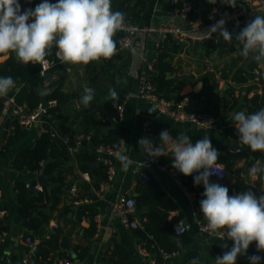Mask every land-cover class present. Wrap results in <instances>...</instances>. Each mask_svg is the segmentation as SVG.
I'll list each match as a JSON object with an SVG mask.
<instances>
[{"label":"crops","instance_id":"crops-1","mask_svg":"<svg viewBox=\"0 0 264 264\" xmlns=\"http://www.w3.org/2000/svg\"><path fill=\"white\" fill-rule=\"evenodd\" d=\"M23 1L35 7L43 2V0ZM49 2L56 3L57 0H49ZM222 3L228 5L223 0ZM211 4L209 0H201L200 10L197 12L200 28L191 32L190 36L194 38L193 40L188 38L186 42L172 38L170 41L169 38L165 42L173 45L174 51L170 53V62L175 72L169 74H175L171 78H177L181 95L192 97V93L202 88L203 76L207 72H214L207 70L208 65H213L215 68L221 67L223 72L228 74V77H222L218 81L219 90L224 96L222 103L225 99L230 100L232 89L239 102L230 112H222L215 125L199 127L190 123L174 122L159 114L151 103L136 96L142 72L155 54L157 36L145 33L136 34L130 48L116 53L109 60L101 58L99 61H91L86 65L70 64L63 69L53 66L45 74L42 73L45 87L55 86V89L60 88L61 91L73 94L68 110L70 117L66 122V142L75 141L83 135L88 126L86 117L89 112L101 103L110 100L104 99L110 94V89L116 91L118 98H122V102L125 103L124 119L122 121L117 119L113 123L124 129L117 150L128 155L135 162L128 171H122L116 154L98 156L97 160L89 162V171L83 170L76 156V152L81 148V145H78L70 149L69 157L59 159V166L54 172L47 173L46 163L42 164L41 168H44V175L49 181L48 184H44L38 180V172L41 168L31 170L14 167L15 158L24 150L32 149L37 144L39 137L45 131L44 120H37L31 127L25 128L17 127L13 116H7L4 119V133L0 137V208L3 211L0 227L5 232V242L0 244V264H23L22 258L29 250L24 242L26 236H34L40 244L43 239H49L55 234L59 244H63L49 255V259L54 260L55 264L59 259L68 257L72 264H150L148 258L139 251L140 243L135 233L136 228L124 224L121 217L113 211V204L120 196L131 195L137 200L141 188L147 183L158 185L166 193L169 206H172L168 211V219H175L176 222L184 220L188 225L186 233L175 235L181 245V250L174 259V264H188L191 252L197 254L202 264H214L215 259L222 256L217 247H222L226 251L231 250L234 243L232 240L226 238L223 240L216 233L199 230L193 211L197 207L199 217L203 218L199 205L201 198L195 193V199H191L176 179L160 167L166 156H162L158 162L147 164L142 147H139L137 143L140 138L147 137L145 125L147 119H151L152 122L163 121L184 133L190 132L195 136L193 144L203 139L204 136H209L218 145L226 146L232 152L233 160V170L229 171L227 178L224 180L210 178L211 183L218 184L221 181L220 185L228 188L230 197L242 193L244 184L253 185L261 191L264 190V176L249 175V169L257 161L264 164L263 153L252 152L250 148L240 144L239 140L229 141L223 133V124H231L234 112L240 110L248 113L244 97L247 95L251 98L264 92V85H257L258 81L255 80L259 69L264 70V65L248 62V58L241 55L238 45L233 46L223 41L222 37L217 42L219 33L213 34L211 39L198 34L206 33L209 29L207 12ZM123 7L126 8L125 15L133 17L140 24L156 23L171 27H188V20L174 11L173 0H111L113 12H121ZM251 20L239 26L226 23L225 27L230 33L241 31ZM55 50L53 46L52 58ZM9 55L0 56V64H3L0 65V69L5 67ZM239 70L246 71L251 77L249 76L244 82L232 83V80H235L233 75ZM199 84L202 85L196 91ZM23 85V82L19 83L14 91L0 96L2 98L0 102L5 103L8 98L14 97L15 92ZM86 87L94 89V98L87 107L81 101L84 95L83 89ZM50 92H52L51 89ZM45 98L46 94L43 93V102ZM79 112L81 113L78 115ZM96 118L100 119L99 113ZM56 121L58 124L55 123ZM55 122L56 126L61 124L59 120ZM111 125H103L99 122V128L103 133L110 132L113 128L104 132L103 127ZM236 153H242V155H236ZM168 155L169 159H173L171 153ZM92 162H96V165L91 166ZM169 164H172V161ZM98 168H106L108 174L111 169H114L115 174L112 178L109 177L107 182L99 180L94 175V171ZM141 170L150 175V180L141 176L139 172ZM87 172L89 178L85 177ZM54 177L60 178V182L56 183L60 185L56 194L51 191ZM239 180L242 182L238 185ZM36 184H41L43 189L48 186L49 192L45 200L37 202L38 205L31 211V215L26 216L22 212L23 204L20 196L23 195L25 198L39 196L43 190L36 189ZM73 186L77 187L76 192L72 191ZM78 197H89L92 201L76 203ZM158 205L161 209H166L163 204ZM88 208H94L97 214L102 216V226L99 229L97 225L95 230L92 229V217ZM138 209L142 210V213L140 216L134 213L133 217L139 220V227H142V218L145 219L148 206L136 207V210ZM33 217L44 220L41 228L34 230L29 227L28 222ZM251 244L246 255L248 258L252 255L259 256V252L253 250ZM79 246L89 249L86 257H78V252L81 251Z\"/></svg>","mask_w":264,"mask_h":264},{"label":"clouds","instance_id":"clouds-1","mask_svg":"<svg viewBox=\"0 0 264 264\" xmlns=\"http://www.w3.org/2000/svg\"><path fill=\"white\" fill-rule=\"evenodd\" d=\"M223 2L236 6V0ZM124 23V13L113 12L111 0H57L56 3L43 0L34 10L29 8L23 12L19 0H0V56L14 53L15 59L23 65L47 64L46 56L55 46L56 56L68 64L86 65L101 58L110 59L117 50L113 37L124 28ZM225 24L226 19L222 17L206 33L198 34L211 39L213 34L219 33L217 42L220 37L231 42L233 36ZM235 41L242 56L264 65V14L247 22ZM15 87L12 76H0V96ZM83 92L81 101L87 107L94 98V89L86 87ZM109 92L108 99L118 98L114 89ZM232 119L239 143L252 152L264 153V107L252 113L234 112ZM137 143L153 160L171 153V166L184 176L198 173L193 179L195 185L204 187L205 198L200 201V209L207 221L206 230L234 242L231 250L215 259L216 264H236L237 256L245 255L252 242H256L258 251L264 250V195L258 197L248 190L230 197L226 186L210 182V177L220 172L217 170L219 152L209 136L193 144L189 135L181 132L173 138L166 129L160 133L158 146L147 137ZM116 158L125 172L135 163L120 151L116 152ZM142 164L144 167L143 161ZM257 174L264 176V164L260 161L249 169L250 176ZM248 259L250 264H260L262 257L252 255ZM190 264H197V259L193 258Z\"/></svg>","mask_w":264,"mask_h":264},{"label":"trees","instance_id":"trees-1","mask_svg":"<svg viewBox=\"0 0 264 264\" xmlns=\"http://www.w3.org/2000/svg\"><path fill=\"white\" fill-rule=\"evenodd\" d=\"M195 7L200 6L201 0H192ZM124 15L126 14V8L123 7L121 10ZM189 17L191 19H198L199 13H190ZM125 19H130L133 22L136 20L133 17L125 15ZM240 31L232 32L233 41L229 42L233 46L238 45L235 41L236 35ZM121 36L118 33L114 40H117ZM172 37H170V41ZM173 45L165 44V47L161 51V54L154 64V73L151 78L156 86V92L163 97L169 98L174 101H179L183 95L180 94V87L177 85V78H167L169 73L175 72V68L170 62L171 52H173ZM52 49L46 58H52ZM169 59V60H168ZM70 66L68 63H61L57 66L59 69H63L66 66ZM256 65V64H255ZM246 72L244 70L237 71L233 78L238 82L247 81L250 75H243ZM0 76H12L16 81V87L19 83H24V85L15 92L14 98L18 104L24 105L27 109H35L42 101V94L46 91L45 102L48 100H55L56 103L48 107V113L45 121V131L39 137L37 144L32 149H26L21 152L14 160V167L16 169L29 168L31 170H37L42 167V162L44 161L45 170L47 173L54 172L59 166V159L69 157L70 149L78 146V139L72 142H66V122L70 117L68 110L71 105V99L73 94L61 91L57 88L50 92V87L44 86V76L42 75V64H31L23 65L15 59V54L10 53L6 60L5 67L0 69ZM254 76V75H252ZM258 84L264 85V70L259 69L258 73ZM222 77H228V74H222ZM251 77V76H250ZM203 86L198 92L192 93L193 107L196 111L204 112L216 116L217 118L221 116L222 112H230L238 104L239 99L234 95V89L230 91L231 98L222 103L224 96L219 90V82L214 72H207L203 78ZM15 87V88H16ZM12 89L11 91L15 90ZM246 102L245 106L248 107V113L258 111L260 108L264 107V92L262 94H256L251 98L246 95L244 97ZM122 103V98H114L101 103L98 107L92 109L86 117L87 129L84 131V136H90V139L86 138L82 140L81 148L76 152L78 162L85 171L90 170L89 162L97 160L98 154L94 151L95 147L106 144L110 145L114 149H118L120 146V138L124 133L122 126H116L108 133H103L99 128V122L103 125H110L116 122L118 119V107ZM229 103L231 105L229 106ZM4 103L0 102V115L3 109ZM240 111V110H239ZM238 112V111H236ZM81 112L78 113V115ZM99 113L100 119L97 120V114ZM55 120L61 121L59 126L55 125ZM234 121L231 124H223V133L228 137L229 141L239 140L237 130H235ZM16 126L21 127V125L16 120ZM152 131L154 132L155 139L159 142L160 132L164 128H168L172 136L175 138L182 131L171 127L168 123L163 121H153ZM184 133V132H182ZM190 136L191 141L194 140V135L190 132L185 133ZM212 145L218 150L219 156L217 162H222L227 167L228 171L233 170V160L232 152L223 145H218L214 140L211 139ZM225 152V154H223ZM259 152V151H257ZM256 152V153H257ZM260 153V152H259ZM235 155V154H234ZM236 155H242V153H236ZM264 159V153L262 155ZM172 158V157H171ZM172 159L166 156L162 160L163 163H169ZM94 175L102 181L109 180L108 170L106 168H98L94 171ZM194 176H188L186 179V185L193 190L198 197L204 199L202 195L204 192V187L194 184ZM60 182V178H53V189L51 191L56 194L60 185L56 183ZM238 185L242 181H237ZM22 186V184H19ZM143 189V190H142ZM251 190L256 193L259 197L264 195V190L261 191L257 187L249 184H244L243 192ZM49 187L45 186L43 192L39 196H32L25 198L23 195L20 196V200L23 204L22 212L26 216L31 215V211L35 209L38 205V201L45 200V196L48 195ZM131 196V195H129ZM200 200V201H201ZM159 203L163 204L166 209H161ZM144 205L148 206V212L145 214V219L142 218V227L135 229L136 236L140 244L149 249L157 258L161 264H171L168 259L162 258L160 255L162 251H173L181 250V245L179 241L175 238V219H168V211L172 208L169 206L168 198L166 193L156 184L147 183L141 188L140 196L137 197L136 207L141 208ZM200 205V202H199ZM89 213L92 217V229L95 230L96 221L95 216L97 212L94 208H88ZM204 218V217H203ZM45 219V218H44ZM205 220V219H204ZM43 219L33 217L29 220L28 225L30 228L37 230L43 226ZM206 221V220H205ZM207 222V221H206ZM63 244H59L57 235H53L49 239H43L39 244L37 250V257L41 259L45 264H55L54 260L49 259L51 252H55ZM253 250H257L256 242H252ZM80 252H78V257H86L89 249L87 247H81ZM217 250L223 255L226 250L222 247H217ZM259 252V256L262 257L260 264H264V250L256 251ZM69 258V257H68ZM197 259V264H202L195 252H191L188 259V264L193 260ZM70 259V258H69ZM236 264H250L248 256L238 255L236 259Z\"/></svg>","mask_w":264,"mask_h":264},{"label":"built area","instance_id":"built-area-1","mask_svg":"<svg viewBox=\"0 0 264 264\" xmlns=\"http://www.w3.org/2000/svg\"><path fill=\"white\" fill-rule=\"evenodd\" d=\"M174 11L177 14H180L184 18L188 20V27H171L164 24H156V23H148V24H140L137 22H133L130 19H125L124 28L118 31L113 39L117 36L118 33H121V36L117 40V50L116 53H119L125 49L130 48L133 45V38L138 33H145L147 35H156L157 39L155 41V54L152 60L148 63V66L142 72L140 85L136 96L142 100L148 101L153 105V107L167 119H171L177 123H190L199 127H211L216 124L218 118L214 115L207 114L204 112L196 111L192 106V97L190 95H184L179 101H174L169 98L163 97L156 92V86L151 78L154 73V64L158 60L161 51L165 47V40H169L170 37L174 39H178L180 41H186L188 38L194 39L191 37V32L200 28V22L198 19H191L189 17L190 13H197L200 10L199 7H195L193 5L192 0H173ZM257 14H264V0H236V6L231 7L229 5H224L222 0H216L215 3L211 4L207 12V20L209 22L208 28L211 25L215 24L222 17L226 19V23L233 24L235 26L242 25L248 20L253 19V17ZM211 17V18H210ZM31 22V21H29ZM56 51L53 58H46L48 61L47 64H42V73L45 74L47 70L53 66H57L58 64L64 63L57 56ZM207 70L214 71L216 77L219 80L222 78L223 69L221 67L215 68L213 65H208ZM246 75V72L242 73ZM255 80H259L258 77ZM232 83H237L236 80H232ZM55 100H48L44 102H40L39 105L33 109L29 110L24 105L18 104L14 97L8 98L3 106L0 115V137L4 133L3 122L7 116H13L18 123L22 127H31L37 120L38 116H41V119L46 121V116L48 113V107L50 105L55 104ZM118 120L122 121L124 119L125 112V103L122 102L118 107ZM145 125L147 127V138H150L155 146L159 145V142L156 141L154 132L152 131V120L147 119L145 121ZM168 130V128H164L163 130ZM161 130V131H163ZM161 133V132H160ZM90 139V136L81 135L78 139V145L82 144L83 139ZM174 138V137H173ZM94 151L98 154V156L102 157L105 154H116L117 149L112 148L110 145L102 144L95 147ZM145 160L149 163L158 162V160L162 157L156 158L153 160L148 157L146 154ZM219 167L218 171L220 174H213L210 178L215 180H224L227 178L229 171L224 163L217 162ZM44 164V161L42 162ZM169 163H161L160 167L171 174L177 183L183 187L186 194L191 198L195 199V192L191 191L186 185V178L188 176H184L177 169L171 166ZM141 176L146 180H150V175L141 170L139 171ZM115 174V170L111 169L109 171V177L112 178ZM198 173H193L192 176L197 175ZM85 177L89 178L88 172L85 173ZM35 188L38 190H43V186L41 184H36ZM72 191L76 192L77 187L73 186ZM0 201H1V192H0ZM92 199L89 197H78L76 203H89ZM136 210V200L133 196H120L118 200L113 204V211L121 217L124 224L132 227L138 228L140 226V222L138 219L133 217V214ZM3 211L0 208V221L2 219ZM193 215L195 216L197 225L201 232H208L206 230L207 222L199 217V210L196 207L193 211ZM95 221L97 225V229L102 226V216L97 214L95 216ZM177 226L179 228L176 231ZM188 231V225L184 220H178L175 224V233L176 234H184ZM224 231V230H220ZM219 237L220 235L216 233ZM226 239L227 236H225ZM230 240V239H228ZM5 242V232L0 227V244ZM25 244L29 247V250L24 254L22 261L23 264H45L41 259L37 257V250L39 246V241L34 238V236L29 235L24 238ZM139 251L141 254L148 258L150 264H161V262L155 258L154 254L147 249L142 244H139ZM179 251H162L161 257L164 259H168L171 264H174V259L178 256ZM57 264H72V261L69 258L59 259Z\"/></svg>","mask_w":264,"mask_h":264},{"label":"water","instance_id":"water-1","mask_svg":"<svg viewBox=\"0 0 264 264\" xmlns=\"http://www.w3.org/2000/svg\"><path fill=\"white\" fill-rule=\"evenodd\" d=\"M122 1V0H121ZM19 3H20V5H21V12H23L25 9H35V6L34 5H28L25 1H23V0H19ZM257 15H260V14H257ZM256 16V15H255ZM254 16V17H255ZM254 17H253V19H254ZM55 53V52H54ZM116 55V53L111 57V58H113L114 56ZM110 58V59H111ZM107 60H109V59H107ZM248 62H254L253 60H251V59H249L248 58ZM0 65H3L2 63L0 64ZM175 76V74H168L167 75V78H171V77H174ZM201 85L202 84H199L198 86H197V88H196V91H198L199 89H200V87H201ZM56 87L54 86V87H52L51 88V91H53L54 89H55ZM110 96V94H108L107 96H105V98L104 99H108V97ZM1 97H0V101H1ZM75 103H76V101H74ZM38 120H41V116H38ZM56 124H58V122L56 121L55 122ZM117 125L116 124H112L111 126H108V127H103V131L104 132H108L110 129H112V128H115ZM233 147V146H232ZM109 154H105V156H108ZM147 164H149V162H147ZM96 165V162H92L91 163V166H95ZM38 180L40 181V182H42V183H44V184H48L49 183V181H48V178L44 175V168H41L40 170H39V172H38ZM220 183H222L221 181L218 183V184H220ZM136 215H138V216H140V214L142 213V210H140V209H138V210H135V212H134ZM214 264H216V263H214Z\"/></svg>","mask_w":264,"mask_h":264}]
</instances>
